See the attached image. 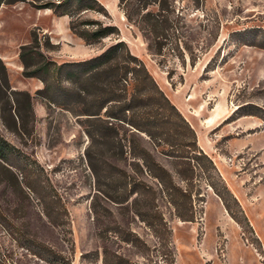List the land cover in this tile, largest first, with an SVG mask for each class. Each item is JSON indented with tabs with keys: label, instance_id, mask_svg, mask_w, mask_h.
<instances>
[{
	"label": "rangeland",
	"instance_id": "374dc122",
	"mask_svg": "<svg viewBox=\"0 0 264 264\" xmlns=\"http://www.w3.org/2000/svg\"><path fill=\"white\" fill-rule=\"evenodd\" d=\"M98 1L104 11L80 19L119 35L93 45L71 32L69 16L29 2L0 6V136L27 155L66 210L64 225L52 223L24 184V162H0V264H50L35 243L70 264H264V0ZM147 12L168 23H143ZM118 41L143 61L215 170L199 161L180 177L187 165L105 110L97 123L112 129L92 140L82 108L45 98L20 60L22 47L38 46L58 64L77 62ZM133 137L186 193L179 210L132 156Z\"/></svg>",
	"mask_w": 264,
	"mask_h": 264
},
{
	"label": "trees",
	"instance_id": "16d2710c",
	"mask_svg": "<svg viewBox=\"0 0 264 264\" xmlns=\"http://www.w3.org/2000/svg\"><path fill=\"white\" fill-rule=\"evenodd\" d=\"M18 2H29L38 9L52 10L58 16H69L72 19L71 32L88 45L119 35L117 27L113 25L80 19L84 12L104 11L98 0H0V6ZM120 3L125 4L127 0H120ZM126 15L132 20L133 14L129 9H126ZM151 21L156 26L168 23L167 17L159 13L156 16L150 12L145 13L142 22L149 24ZM142 30L146 31L144 27ZM38 48L40 47L21 48L20 60L25 68V76L42 81L45 98L52 103L64 108L80 106L81 115L88 117L87 122L92 126V131H88L92 140L97 138L96 134L102 135L101 137L108 136L112 129L104 126V122L97 123L101 121L102 112L105 110L106 117L122 121L137 133L145 134L161 154L176 160L180 167L187 165L189 168L178 170L180 177L184 178L185 173L192 172V167L200 166L199 161L205 162L207 172L215 170L211 158L198 147L195 131L159 88L143 61L130 52L126 43L118 41L95 57L61 64L48 59ZM27 97L30 98L28 95ZM29 109L31 110L30 99ZM111 140L108 139L109 144L114 143ZM130 149L132 156L159 181L171 203L179 210L182 206L181 199L186 197V193L174 183L171 173L134 137L130 141ZM13 160L24 162L25 168L21 172L24 184L44 203L46 216L52 223L64 225L62 216H66V210L59 196L50 186L44 184L35 165L28 162L30 160L27 155L0 136V162L17 168L11 163ZM92 168L95 171L93 166ZM95 173L97 175V171ZM127 186L131 187L130 194L140 192L139 183H126L125 189ZM190 218L192 215L185 216L184 220L189 221ZM35 244L38 252L36 254H40L46 262L70 264L49 247ZM124 263L126 261L120 259V264Z\"/></svg>",
	"mask_w": 264,
	"mask_h": 264
}]
</instances>
